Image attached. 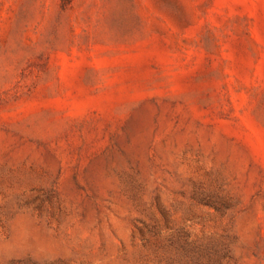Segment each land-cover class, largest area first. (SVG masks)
I'll use <instances>...</instances> for the list:
<instances>
[{"label":"rangeland","instance_id":"obj_1","mask_svg":"<svg viewBox=\"0 0 264 264\" xmlns=\"http://www.w3.org/2000/svg\"><path fill=\"white\" fill-rule=\"evenodd\" d=\"M0 264H264V0H0Z\"/></svg>","mask_w":264,"mask_h":264}]
</instances>
